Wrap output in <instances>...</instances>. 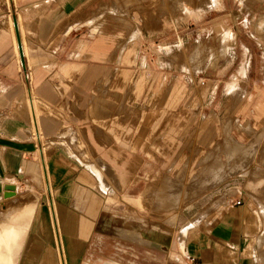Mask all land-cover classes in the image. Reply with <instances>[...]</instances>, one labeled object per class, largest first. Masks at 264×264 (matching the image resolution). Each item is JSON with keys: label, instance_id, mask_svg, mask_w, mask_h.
I'll list each match as a JSON object with an SVG mask.
<instances>
[{"label": "rangeland", "instance_id": "rangeland-1", "mask_svg": "<svg viewBox=\"0 0 264 264\" xmlns=\"http://www.w3.org/2000/svg\"><path fill=\"white\" fill-rule=\"evenodd\" d=\"M10 1L0 0V31L7 27L9 20L13 21L16 28L19 16L28 11L43 6L53 7L60 3V0H25L33 4L19 8V5H11ZM105 1V4H99V0H96L94 4L100 11L103 10L96 21H77L70 37L64 33V29L73 21L50 44H42L36 33L27 35V41L34 47L30 56L20 54L21 59H17L11 43L0 51V59L8 64L6 71L15 76L18 70L27 83L26 97L29 94L33 98L40 96L36 78H51L50 88L53 92L57 91L59 97H63L64 104L69 102L72 105L71 109H62L65 113L63 122L66 126L79 130L83 138L86 132L81 125L85 123V118L104 121L96 124V128L91 125L84 127L89 131L93 143L100 147V153L104 156L101 159L103 163L109 160L107 148L102 147L106 143H120L124 145L126 153L124 163L119 166L126 171L125 183L121 187L114 183L110 185L115 188L116 193L109 195V205H106L105 191L80 178V174L87 167L68 153L67 144H71V138L59 133L61 129L58 123L55 122L52 128L46 129L41 140L37 138L32 126L23 130L25 137L35 141L33 150L26 152L25 156L38 160L39 177L31 179L30 175L21 178L4 175L0 179V225L18 222L21 216L30 215L36 205V214L30 231L26 234L19 264H24V259L33 246L41 247L34 264L42 263L49 246L53 248L55 264H62L52 203L65 205L81 218L91 217L86 209L91 203L90 198L96 196L101 199L93 230L81 249L78 262L70 257L66 245V240L69 239L61 228L67 264H113L114 261L120 264H186L183 259L186 255L184 239L187 231L202 219L201 213L193 219L201 208H205L209 214L190 230L186 242L214 220L220 211V203L233 206L241 197L245 212L248 205H264V121L256 120L259 117L254 115L253 121L241 126L247 113L238 115L240 101L236 100L238 97H246L245 90L248 96L252 92L253 99L247 106L251 112L264 97V29L255 21V15L248 13V9L241 3L242 0H224L226 6L222 9L179 16V0H162L164 7H157V11L146 20L143 19L144 14L141 11L147 9L152 0H138L137 4L134 0ZM119 5L128 7L129 13H121ZM134 8H138L141 14L134 12ZM187 10L189 9L186 8L185 12ZM124 18L131 21L130 27L117 26ZM218 21H223L235 33L236 42L231 56L229 52L234 42L233 37L228 36V32L224 34L229 45L225 53L222 52L220 44L223 34L217 36L213 30ZM102 22H107L103 35L110 38L105 43L109 52L113 53L129 43L134 48V63H119L110 56L96 59L74 53L78 41H95L100 36L101 30L94 35L91 32L94 25ZM137 25L139 29L136 30ZM255 34L260 35L257 37ZM66 44L68 47L63 61L83 62L85 70L70 84L54 85L58 77L54 67L41 66H47L44 61L54 53L60 54ZM72 50L74 52L70 54ZM224 58L227 60H223ZM247 60L251 65L247 76L241 78L245 90L240 87L241 91L233 96L229 93L226 96L224 91L228 88L227 81L240 76L241 65ZM114 67L130 70L131 78L124 81L129 88L128 92L111 88L113 81L108 77ZM108 81L110 85L102 90ZM138 82L143 84L144 91L135 97V85ZM62 86H68L64 94L61 93ZM97 86L101 87L100 90H97ZM172 87L179 88L181 97L173 103L174 94H170L166 107L172 116L179 118L177 131L170 132L161 128L151 133L147 123L152 116L148 110L150 104L155 101V106L159 108ZM48 101L53 107H57L56 99ZM11 108L12 106L0 105L1 113L3 112L0 123L7 119ZM115 120L121 122L117 129L121 139H116L111 127ZM168 133L177 140L176 145L169 141ZM137 139H141V142L134 148ZM47 141H51V145ZM41 151L45 161L54 155L61 156L62 162L71 168V177L77 184L76 190L67 198L58 197L57 189L50 180V188L47 187L40 159ZM131 163L137 165L134 172L129 169ZM96 164L102 169L99 161ZM241 167L248 171L245 175L237 174L236 177L229 174ZM225 168L228 175L198 188L196 192L200 197L191 202L196 196L189 194L199 185L197 177L212 169L215 174H222L225 173ZM256 169L257 174L254 173ZM88 172L96 181L97 176L90 170ZM250 181L256 183L255 188H248ZM234 186H238V189L231 188ZM211 187L213 188L208 191ZM228 188H231L230 192L225 191ZM206 191L208 192L205 193ZM126 197L141 199H133L132 203ZM33 198L36 199L35 202ZM258 210V214L262 216L261 210ZM12 214L15 218L7 221ZM181 230L183 249L178 241ZM259 239L261 240L257 244L261 243L260 246H263V229L251 236V240ZM176 240L177 247L183 252L180 249L179 253L176 252ZM258 264H264V259L260 263L258 261Z\"/></svg>", "mask_w": 264, "mask_h": 264}, {"label": "crops", "instance_id": "crops-1", "mask_svg": "<svg viewBox=\"0 0 264 264\" xmlns=\"http://www.w3.org/2000/svg\"><path fill=\"white\" fill-rule=\"evenodd\" d=\"M134 1H137L136 4L138 3V0ZM95 2L96 0H60V3L56 6H43L42 8L31 10L24 15H20L18 19V27L24 56H30V54L34 51V47L27 41V35L36 33L38 40L42 44H50L56 40L58 34L69 22L73 21L72 24L69 23L65 27L64 33L68 34L67 36L70 37L73 33L71 31L73 29V25L76 24L77 21L85 20L87 23H93L96 21L103 10L100 11L98 6L96 7L94 5ZM105 3V0H99V4ZM241 3L244 8L248 9V13L251 16L255 15L256 22L264 21V0H242ZM10 4L14 7H18L19 5V8H24L27 4H33V2L30 3L25 0H11ZM163 5L164 2L162 0H152L148 8L141 11V13L144 14L143 19H149L150 14L155 13L157 11V7ZM225 6L224 0H179V16L201 14V11L222 9ZM186 8L189 10L185 12ZM119 10L125 15L129 13L128 7L124 8L123 6L119 5ZM133 11L138 15L140 13L138 8H134ZM131 25V21L128 18H124V21L117 26L127 28V26L130 27ZM106 26L107 22L94 25L91 34L94 35L96 31L101 30L100 36L96 38L95 41H78L76 45V52L72 50L70 51V54L74 52L77 55H84L87 58L96 59H105L107 56H110L111 59H115V61L119 63H134V48L129 43L125 46L119 47L115 52L113 51V53L109 52L105 43L110 40V38L107 35H103V31L105 30ZM259 27L264 29V26ZM137 29H139L138 25L136 26V30ZM213 30L217 33V36L222 34L224 35L227 32L230 33L228 36L232 35L234 42L230 47L229 53L231 56L234 44L236 42L235 33L228 29L223 21L216 22ZM255 35L258 37L260 34ZM118 36L120 41L121 32L118 33ZM9 43L13 45L15 56H17V59L20 60L21 52L17 39L16 28L12 20H9L7 27L0 31V51L3 50ZM67 47L68 44L64 45L63 51L60 52V54L54 53L51 55V57H48V59L44 61V64L47 63V66H41V68L49 67V65L54 67V71L56 72L55 75L58 76L57 80L54 82V85H60L61 83L70 84L72 80L78 78L85 70V63L83 62L63 61L64 52L66 51ZM222 52L225 53V50ZM223 60H227V58H224ZM7 65V63L0 59V105L12 106V108L9 110L10 114H8L7 119L0 123V179H2L4 175L16 177L20 176V178L22 176L30 175L31 179L39 177L40 171L38 160L36 158L29 159L25 156L26 152L33 150L34 146L36 145L35 141L29 137H25L26 135L23 131L28 126H32L33 128L32 121L34 115H36V119L38 121V130L40 131L41 136L45 133L46 129L52 128L53 124L56 122L59 125V129H61V132L59 133L71 138V144H67L68 153L77 158L81 163H84L87 167V169L83 170L80 174V178L94 186H99L103 191H105V203L106 205H109L107 202L109 195L111 193H116L115 188H112L110 185L114 183L116 186L121 187L125 183L124 180L127 175L126 171L119 168V166H121V164H123L125 161L126 153L124 145L120 143H106L102 145V147L107 148V153L109 155V160L106 163H103L101 159L104 156L100 153V147L93 143L89 131L84 127L91 125L92 127L96 128V124L104 123V121L98 118H85V123H82L81 125V128L86 132L85 138H83L79 130L66 126V123L63 122L65 119V113L62 111V109H71L72 105L69 102L64 104L63 97L60 98L57 91L56 93L55 91L53 92V90L50 88L51 78L40 76L36 78V84H38L40 96L33 98L32 95L29 94V96L26 97L25 90L27 89V83L24 81L23 76L19 75L18 70L16 71L15 76L10 75L6 71L8 69ZM250 65L251 63L249 60L244 61L239 71L240 76L234 77L233 79L227 81L226 84L229 85L230 83L237 81L236 83H239V85L242 87L241 78L247 76ZM209 70L210 69H208V71ZM208 71V74H212ZM128 77L129 79L131 78V73L128 68L114 67L108 77L113 81L111 88H120L121 90L128 92L129 88L124 84V81L128 79ZM109 82L110 81H108L103 86L102 90H106L108 88L110 85ZM67 87L62 86L61 93L64 94L67 90ZM100 88L101 87L97 86V90H100ZM143 91V84L138 82L135 85V97L140 96ZM245 92L246 97L244 99L241 97L236 99L240 101L238 115L247 113V118L244 122H241V126L247 125L249 121H253L252 117H254V115L259 117L256 118V120L264 121V97L258 106L250 112L248 111L247 106L253 99V93L251 92L250 96H248L247 90H245ZM224 93L226 96H229L227 89H225ZM170 94H174L172 96L173 103H176L181 97L179 88L177 89L172 87L170 88L168 95L163 98L159 108L155 106V101L150 104L148 110L152 116L147 120V123L149 124L151 133L156 132L161 128H166L167 130H170V132L177 131L176 126L179 122V118L172 116L166 107V101L169 99ZM53 99L58 101L56 108L53 107L48 101ZM162 106H165V108ZM226 109L227 108H225V111ZM154 110L159 111L157 113H151ZM1 111L2 110L0 109V115L3 113H1ZM120 125L121 122L117 120L111 123V127L115 132L116 139L122 138L121 134L117 130ZM92 132H94V134L97 136L96 131L93 130ZM167 135L169 136V141L176 145L177 140L173 137V135L170 133ZM140 142L141 139H137L133 145L134 148H137L140 145ZM47 143L50 144L51 141H47ZM50 145L49 147L57 148L55 145ZM60 157L61 156L54 155L53 158L45 161L44 154L43 156L40 155L45 179H47V172V176H50V182H52L57 189L58 197L65 199L71 192L76 190L77 182L71 177V168L62 162ZM96 161H99L102 164V169L96 164ZM136 167V164L131 163L129 169L131 168L132 172H134ZM88 170L92 171L97 176L96 181L90 175ZM257 171L258 170L256 169L254 173L257 174ZM247 172L248 171H246V168L241 167L233 174H229L237 177V174L238 176H241L245 175ZM215 173L216 172L214 169H212L205 175L197 177L199 185L196 186L193 193L189 194L190 196H196L191 202H194V200L200 197L196 192L198 188L201 186H207L211 184V182H215L218 178L228 175L226 173V168L225 173ZM255 186L256 183L254 181H250L248 183L249 189H253ZM213 187H211L208 191H210ZM231 188L238 189V186ZM231 188H228L225 191L230 192L229 190ZM238 199L242 198L239 197ZM90 200L91 203L86 209L91 217L84 216L81 218L78 217L75 212L65 207V205L63 206L55 203L59 212L58 218L60 227L63 228L65 236H67L69 239L66 240L68 252L70 257L77 262L81 253V249L83 248L86 240L91 235L94 227V218L97 216L101 206L100 198L93 196V198H90ZM236 201L234 202L235 204ZM235 204L233 206H228L225 203H220L218 205L220 207V211L214 220H212L206 227L201 228L193 236V238L186 242L190 230L195 228V226L200 221L207 218V215L209 214L205 208H201L197 212L193 219L200 213L202 219L187 231L186 237L184 239L183 248L185 246L184 252L186 255L183 256V259L185 260L186 264H258V261L260 263L261 259H264V245L260 246L261 243L257 244V242L259 243L261 239L257 241L251 240V236H254V234H256L259 229L264 230V205L262 203L255 207L248 205L247 211L245 212L244 205L241 204L238 206ZM258 209L261 210L262 216L258 214ZM42 221L43 218L41 219L40 223H42ZM44 221L46 222V220ZM181 235L182 230L178 236L180 246ZM175 245L177 248L176 252L179 253L178 249L180 248L177 247V240L175 241ZM40 248V246L31 247L29 254L26 256L23 263L34 264L35 257L39 253ZM41 264H55L53 259V248L51 246L47 247Z\"/></svg>", "mask_w": 264, "mask_h": 264}, {"label": "bare ground", "instance_id": "bare-ground-1", "mask_svg": "<svg viewBox=\"0 0 264 264\" xmlns=\"http://www.w3.org/2000/svg\"><path fill=\"white\" fill-rule=\"evenodd\" d=\"M258 25L259 26H264V21H258ZM16 32H17V39H18V43H19V47H20V52H21L22 55H24L18 23L16 25ZM222 38H223L222 44H220L221 45V49H222L221 51H223V50L226 51V49L228 48V43H226L227 42L226 41V36L223 35ZM246 65H244V66H246ZM236 82L230 83L228 85L227 92L231 96H233L234 93H237L240 90L241 85H239V83L237 84ZM32 124H33V129H34V132H35L37 138L41 140L42 136H41L40 131L38 130V121L36 119V115H34V117H33ZM41 156H43V152L41 153ZM44 167H46V166H44ZM45 171H46V168H45ZM49 177L50 176H47V172H46V178H47L46 179V184H47L48 188H50V182H49L50 179H49ZM199 194H201L200 191H199ZM126 199L128 200V202H132L133 199H134V201H139L141 198L126 197ZM35 200L36 199L33 198V202H35ZM140 207H142V206H140ZM35 214H36V205H35L34 208H32V212H31L30 215H28L26 217H22L21 216L19 219L16 218V219L19 220L18 222L13 221L12 223H5V224H1L0 225V264H19L21 252H22V250L24 248L25 237H26V234H27L29 228L31 227V224H32V221H33V219L35 217ZM52 215H53L55 229H56V231L58 233V240L60 242V251H61L62 264H67V262L65 260V252H64V245H63L62 230H61V227H60L59 218H58V211H57L55 203H52ZM14 218L15 217L12 214L10 216V218L7 219V221H11ZM52 227H53V225H52ZM113 264H120V263L117 262V261H114Z\"/></svg>", "mask_w": 264, "mask_h": 264}, {"label": "built area", "instance_id": "built-area-1", "mask_svg": "<svg viewBox=\"0 0 264 264\" xmlns=\"http://www.w3.org/2000/svg\"><path fill=\"white\" fill-rule=\"evenodd\" d=\"M242 202H243L242 199H238V200L236 201V204H237V205H241Z\"/></svg>", "mask_w": 264, "mask_h": 264}]
</instances>
